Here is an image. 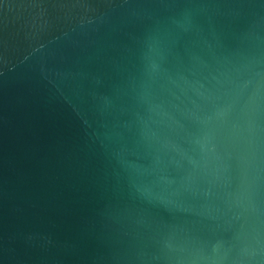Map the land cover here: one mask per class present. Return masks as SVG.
I'll return each mask as SVG.
<instances>
[{"label":"water","instance_id":"water-1","mask_svg":"<svg viewBox=\"0 0 264 264\" xmlns=\"http://www.w3.org/2000/svg\"><path fill=\"white\" fill-rule=\"evenodd\" d=\"M0 264H264V0H0Z\"/></svg>","mask_w":264,"mask_h":264}]
</instances>
